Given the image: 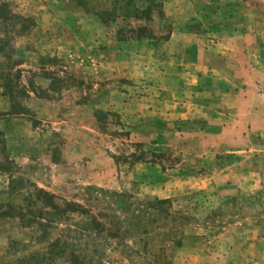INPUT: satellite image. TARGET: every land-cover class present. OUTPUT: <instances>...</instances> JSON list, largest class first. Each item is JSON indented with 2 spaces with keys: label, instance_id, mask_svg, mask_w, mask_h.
<instances>
[{
  "label": "rangeland",
  "instance_id": "374dc122",
  "mask_svg": "<svg viewBox=\"0 0 264 264\" xmlns=\"http://www.w3.org/2000/svg\"><path fill=\"white\" fill-rule=\"evenodd\" d=\"M179 28L212 50L198 76L246 86L253 53L264 60V0H0V214L14 212L0 216V264H264L253 150L233 167L195 145L186 66L167 77L151 45ZM34 185L86 212L29 204ZM28 208L51 227L18 216Z\"/></svg>",
  "mask_w": 264,
  "mask_h": 264
},
{
  "label": "crops",
  "instance_id": "0c3cea01",
  "mask_svg": "<svg viewBox=\"0 0 264 264\" xmlns=\"http://www.w3.org/2000/svg\"><path fill=\"white\" fill-rule=\"evenodd\" d=\"M179 29L173 31L169 41L153 40L151 45L157 46L163 53L165 60H167V77L176 74L174 70L177 69L178 59L180 60L178 64L186 66L185 69L183 67H181L182 69L180 68L183 73L179 77L181 83L195 95L192 96L193 101L186 99L184 103L186 121L200 130L202 139L199 143L195 142V145L201 147H208L211 144L213 146L217 145L214 155L219 152H224L225 154L218 161L222 164L229 161L233 164V167L237 162L243 163L247 161L248 156L241 154L243 151L245 152L248 149L251 152L253 150V172H249L250 177L253 179V194L263 193L264 156L260 152L264 147V139L262 138L264 134V78L259 76L257 68L262 64L264 65V60H261V55H259L260 59H258L255 52L253 53V76H245L244 79L239 76V84L244 85V83H247V85H236L238 88H231L228 85L231 81L227 80V78H225L224 83L217 81L222 79L221 76L218 78L213 75L208 77L198 76V72L195 70L204 68L202 71L205 72L210 67L207 57L211 55L212 50L209 45L201 46L195 39L194 33L186 28ZM121 47L119 46L117 47L118 49L109 51L108 54H113V60L114 53L112 52L118 50L117 53L121 54L123 50ZM169 50L175 51L176 56L173 55L171 57ZM253 50L257 51L258 49L253 48ZM180 52L183 53L179 54ZM142 56L146 58L145 54ZM164 57L162 58L164 59ZM150 58L153 59V63L157 61L156 57ZM143 70L146 71V60L143 61ZM128 71L130 72L131 70ZM128 71H124V73L128 74ZM249 80H251L250 83ZM203 81L206 83L217 81V84L215 83L212 87H204L201 91L195 92L193 88L197 85H200L201 88ZM174 82L180 81L175 78ZM158 84L162 88V84ZM157 101L158 99H154L155 104L152 105L153 107L160 108L162 103L165 102L163 99L161 102ZM13 116L17 115L13 114ZM8 117H10V114ZM199 157L201 159L194 160V162L201 161L206 163L210 161L208 156L199 155ZM218 161L212 160L211 162L218 163ZM191 168L195 169V165H191ZM194 169H191L193 170L192 172H194ZM216 172L219 176L223 174L224 176L222 177H225V169L217 168ZM202 182H204V179H202ZM204 187L206 186H202V188Z\"/></svg>",
  "mask_w": 264,
  "mask_h": 264
},
{
  "label": "trees",
  "instance_id": "16d2710c",
  "mask_svg": "<svg viewBox=\"0 0 264 264\" xmlns=\"http://www.w3.org/2000/svg\"><path fill=\"white\" fill-rule=\"evenodd\" d=\"M8 79V77L6 78ZM10 77H9V81H10ZM2 169L4 170L5 168L2 167ZM12 184V182H11ZM13 187V185H12ZM33 191L31 193H29V204L33 205L34 203L40 201L42 203V205L44 206L45 209H50L53 210V213L56 214L59 217L65 216L67 213H69V211H77V209H81L82 211H85V208H83V206L77 204V203H73L70 201H65L63 204H59L56 201V196L54 194H51L50 192H47L46 190L39 188L37 186H33ZM34 201V203L32 204V202ZM170 200H157V203L159 204H165V203H169ZM27 212V214L25 213ZM48 214V213H47ZM14 215L13 209H10V212H6L5 214L1 213L0 216H5V217H10V216ZM26 215H28L30 218L28 220L29 225L33 224V223H38L40 227H42V225H46L47 227H51V222L50 220H46L44 217L46 215V213H42L40 210H34L33 208H28L27 211L26 209H23L22 212L18 213V216L20 217H25ZM39 219V220H38ZM47 221L45 223H42L40 221ZM94 225V228H98L101 224L100 222H98V220L95 218V216L92 218V222ZM50 225V226H49ZM54 244V243H52ZM56 245V244H54Z\"/></svg>",
  "mask_w": 264,
  "mask_h": 264
}]
</instances>
